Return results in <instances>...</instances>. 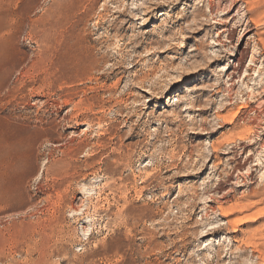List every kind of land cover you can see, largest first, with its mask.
I'll return each mask as SVG.
<instances>
[{"label":"rangeland","instance_id":"obj_1","mask_svg":"<svg viewBox=\"0 0 264 264\" xmlns=\"http://www.w3.org/2000/svg\"><path fill=\"white\" fill-rule=\"evenodd\" d=\"M262 200L264 0H0V264H264Z\"/></svg>","mask_w":264,"mask_h":264},{"label":"bare ground","instance_id":"obj_2","mask_svg":"<svg viewBox=\"0 0 264 264\" xmlns=\"http://www.w3.org/2000/svg\"><path fill=\"white\" fill-rule=\"evenodd\" d=\"M247 5H248V3H247ZM247 7H249V5ZM239 27H241V26H239ZM239 27H238V29H239ZM64 45H66V44H64ZM78 45H80V44H78ZM70 51L69 52H63L61 54L58 53L59 56H58L57 62H56L55 76L57 77L56 79H57L58 84L62 85L61 87L68 84L69 82H72L74 77H76L80 72H82L85 69H91V66H92L91 63H89V65L86 64V61L84 60L81 52L78 53L76 51H73V52H70ZM167 94H169V92H167ZM252 202H254V201H252ZM262 202L264 203V200L260 201L259 203H262ZM259 203H253L252 204L249 202L248 204H244L241 206H239V204H237L236 206H237L238 210H240V212H244V211L246 212L251 207H254L257 204L259 205ZM257 206H255V207H257ZM233 208H235V207H233ZM225 211H224V217L229 218L228 212H226L227 215H225ZM257 213H258V217H259V214L264 213V209L259 210ZM255 216H256V213H255ZM253 219H254V217H251V216L243 218V219L235 220V221L227 219V228L232 229L233 233H236L239 231L240 226L248 224V222L249 221L251 222V220H253ZM218 230L221 231V228ZM226 230H227V232H229L228 229H226ZM262 231L256 230V232H262ZM250 233H252V232H250ZM243 235L247 236L248 234L243 233ZM258 235H261V234L258 233ZM205 236H207V235H204L202 237H205ZM247 238H248L247 240L245 239L244 241H242V242H244L242 245H244L248 249L250 247L254 248V253H256L260 257L259 259H264V243L263 244H256V243L253 244L251 242L252 239L249 237H247Z\"/></svg>","mask_w":264,"mask_h":264}]
</instances>
